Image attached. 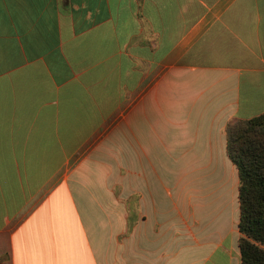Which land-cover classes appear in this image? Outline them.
I'll return each mask as SVG.
<instances>
[{
    "label": "crops",
    "instance_id": "1",
    "mask_svg": "<svg viewBox=\"0 0 264 264\" xmlns=\"http://www.w3.org/2000/svg\"><path fill=\"white\" fill-rule=\"evenodd\" d=\"M263 113L264 0H0V264H241Z\"/></svg>",
    "mask_w": 264,
    "mask_h": 264
},
{
    "label": "trees",
    "instance_id": "2",
    "mask_svg": "<svg viewBox=\"0 0 264 264\" xmlns=\"http://www.w3.org/2000/svg\"><path fill=\"white\" fill-rule=\"evenodd\" d=\"M226 131L239 172L241 264H264V113L232 121Z\"/></svg>",
    "mask_w": 264,
    "mask_h": 264
}]
</instances>
